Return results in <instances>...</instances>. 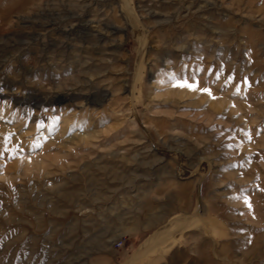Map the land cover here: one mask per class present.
<instances>
[{"label":"rangeland","instance_id":"1","mask_svg":"<svg viewBox=\"0 0 264 264\" xmlns=\"http://www.w3.org/2000/svg\"><path fill=\"white\" fill-rule=\"evenodd\" d=\"M0 264H264V0H0Z\"/></svg>","mask_w":264,"mask_h":264},{"label":"snow or ice","instance_id":"2","mask_svg":"<svg viewBox=\"0 0 264 264\" xmlns=\"http://www.w3.org/2000/svg\"><path fill=\"white\" fill-rule=\"evenodd\" d=\"M179 86H181V87H189V88L195 90V85H191V84L185 83V84H181ZM203 91H208V90L207 89H203Z\"/></svg>","mask_w":264,"mask_h":264}]
</instances>
